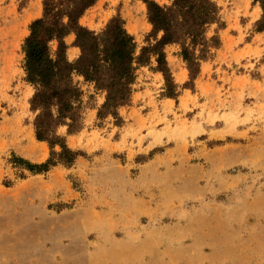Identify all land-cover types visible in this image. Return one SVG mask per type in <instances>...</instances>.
<instances>
[{
  "label": "rangeland",
  "instance_id": "1",
  "mask_svg": "<svg viewBox=\"0 0 264 264\" xmlns=\"http://www.w3.org/2000/svg\"><path fill=\"white\" fill-rule=\"evenodd\" d=\"M44 0H0V264H264V32L251 0H217L223 29L191 82L166 48L178 96L139 67L129 105L99 119L106 93L79 76L84 126L59 135L71 167L36 139L23 46ZM170 5L172 0H155ZM120 17L137 54L152 25L140 0H99L80 20L96 33ZM67 38L68 57L80 55ZM54 48V47H53ZM190 86L185 88V84ZM56 152L60 148L55 149Z\"/></svg>",
  "mask_w": 264,
  "mask_h": 264
},
{
  "label": "trees",
  "instance_id": "2",
  "mask_svg": "<svg viewBox=\"0 0 264 264\" xmlns=\"http://www.w3.org/2000/svg\"><path fill=\"white\" fill-rule=\"evenodd\" d=\"M98 1L44 0L43 16L30 25V35L23 46L25 81L35 88L30 105L36 114V139L47 143L52 150L51 158L39 166L18 158L31 172H47L50 166L58 164L71 167L80 155L58 132L61 127L67 128L68 135L83 130L84 93L74 81L75 76L94 85L96 91L106 93L98 111L99 119L110 115L118 118V109L132 100L139 67L155 62L153 70L163 75L166 96L173 99L178 96L167 47H180L179 55L187 65L191 82L200 75L201 64L210 59L212 50L221 47L218 33L208 35L213 25L224 27L217 0H172L170 5L140 0L147 7L152 32L139 54L135 39L120 17L113 18L100 33L81 25L80 20ZM251 1L262 9V16L255 24L256 31L262 33L264 0ZM70 36H74L71 46L80 50L74 61L68 57ZM184 86L187 88L190 83ZM57 147L59 152L55 151Z\"/></svg>",
  "mask_w": 264,
  "mask_h": 264
},
{
  "label": "crops",
  "instance_id": "3",
  "mask_svg": "<svg viewBox=\"0 0 264 264\" xmlns=\"http://www.w3.org/2000/svg\"><path fill=\"white\" fill-rule=\"evenodd\" d=\"M257 34H262V33H257Z\"/></svg>",
  "mask_w": 264,
  "mask_h": 264
}]
</instances>
